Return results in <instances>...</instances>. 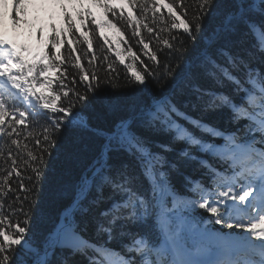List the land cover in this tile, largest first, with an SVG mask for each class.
Listing matches in <instances>:
<instances>
[{"label": "trees", "instance_id": "1", "mask_svg": "<svg viewBox=\"0 0 264 264\" xmlns=\"http://www.w3.org/2000/svg\"><path fill=\"white\" fill-rule=\"evenodd\" d=\"M168 5L172 6V13H169ZM104 6L105 4L91 6L89 13L79 10L75 14H69L61 23L51 25V35H41V40L45 43L43 51L47 55L49 66L55 70V77L48 84L49 95L46 97L55 99L57 110H46L38 117L31 116L25 124H15L13 117L15 120L19 117L11 106L5 110L7 114L2 125L5 131L0 133V229L15 237L18 235L17 227L25 228L23 240L27 243L22 248L13 246L14 250L25 254L29 247H42L57 226L62 224V218L65 221V217H69V209L74 206L71 205V200L77 178L97 151L101 134H107L121 120L135 116L141 108L171 91L169 95L182 111H186L194 119L202 120L218 133L201 132L188 125L201 139L202 145H213V153L223 151L225 137L231 131L236 132L245 121L234 123L228 108L205 111L192 89L182 97L173 95L174 91L179 92L188 80H192L194 85L202 89L234 95L239 102L240 96L232 92V85L225 81L223 87L217 86L205 72L209 57L224 64V58L217 53L220 47H224L233 56L250 60L253 67L264 71L261 58L250 56L252 37H214L208 43L211 30L215 27V23L209 20L208 13L204 14L201 31L197 32L194 25L190 24L191 36L182 27L173 28L172 25H180L181 20L192 21L197 12V0H112L109 7ZM104 17L107 18L106 23L103 21ZM16 26L23 29V24ZM149 28L152 29L151 32L148 31ZM165 40L168 44L164 43ZM145 44L148 45L147 48L144 47ZM153 54L157 57L155 61L151 59ZM34 66L35 68L25 66L23 72L36 78L42 67ZM187 66L189 68L186 72ZM29 68L33 73L29 72ZM135 72L144 75V83L135 80ZM93 73L98 80L92 81L93 90L88 91L87 85ZM82 76L87 79L81 80ZM176 81L177 84L172 89ZM64 92H68L69 96L65 97ZM76 93L87 99L80 100ZM69 105L72 106V111L67 114L70 119L61 121L60 131L53 134L55 143L47 152H43L48 147L43 140V130L50 129L51 123L57 118L59 107ZM20 110L23 111L24 108L21 107ZM74 119H80L85 125ZM13 128L16 131L9 136L8 133ZM136 130L148 137L153 152H161L155 146L157 143H168L174 149L162 153L169 161L177 162V168L165 165L168 184L165 197L156 204V215L165 212L168 218L171 217L173 225L183 229L189 243H207L208 238L217 234H237V227H230L227 226L229 223H225V205L219 204V200L224 198L218 195L221 191H227L225 186L219 185L224 183L225 177L228 178L229 160L221 159L195 145L190 146V151L197 160L178 158L175 149L184 145L172 144L170 137L164 132H146L138 127ZM237 135L243 137L242 133ZM13 140L18 143L13 144ZM37 140L40 141L39 145ZM255 147L257 148L256 144ZM29 152L37 157L41 154L44 156L45 174L39 182L31 171L35 162L28 155ZM199 159L207 160L215 173L202 167ZM113 162H126L128 172L138 176L135 186L141 191L147 190L148 184L140 175V168L134 158L123 152L114 153ZM9 172L12 173L11 176H8ZM17 172L20 173L19 176L16 175ZM216 173L219 176H216L214 183ZM6 176L7 181L4 180ZM105 195H108L107 189ZM176 196L181 202L179 201L176 216H173L170 199ZM202 197L215 202L221 209L222 223L213 224L214 215L199 208ZM107 207L109 202H104L98 207L93 206L87 214L75 213L80 229L83 230L82 235L95 238V221L99 218V212ZM175 210L173 207V211ZM193 226L194 230L190 231L193 240H189L186 231L193 229ZM126 227L133 232L149 233L141 224H136V227L128 224ZM151 231L154 233L152 238H157L158 233ZM3 242V237L0 236V243ZM107 246L117 251L120 247L118 244ZM7 254L15 258V251ZM56 254L57 257L66 258L68 264H87L85 257L78 253L73 255L67 249L58 248Z\"/></svg>", "mask_w": 264, "mask_h": 264}, {"label": "snow or ice", "instance_id": "2", "mask_svg": "<svg viewBox=\"0 0 264 264\" xmlns=\"http://www.w3.org/2000/svg\"><path fill=\"white\" fill-rule=\"evenodd\" d=\"M104 7L107 8V5ZM167 7L169 13H172V6ZM205 13H208L209 20L215 23L208 37L210 43L213 37H252L250 56H259L264 63V0H197V12L192 21L181 20L180 25L174 23L172 26L182 27L184 32L191 36L190 24L194 25L197 32L201 31ZM13 23L16 21L13 20ZM148 31L151 32L152 29L149 28ZM164 43L168 44V41L165 40ZM144 47L147 48L148 45L145 44ZM21 50H26V46H18L15 40H6L0 33V133L5 131L2 125L8 106L20 117L18 120L13 117L15 124H25L29 117H38L46 110H57L55 99L45 97L42 91L37 94L35 86L27 85L26 80L24 84L20 83V80L24 79L22 69L25 66H33L21 56ZM217 53L224 58V64H219L209 57L205 72L217 86L223 87L225 81L232 85V92L240 96L239 102L234 95L202 89L194 85L192 80H188L179 92L174 91L173 95L182 97L186 91L192 89L196 100L203 104L205 111L228 108L234 123L245 121L236 132L225 137L223 151L213 153V145H202L201 139L188 125L201 132L218 133L202 120L194 119L186 111H182L181 107L173 102L171 95L154 100L141 108L135 116L121 120L109 129L107 134L100 135L101 142L97 151L81 170L74 186L71 205H75V208L71 218L65 217V221L57 226L42 247H29L27 254L14 250L13 246L22 248L23 244L27 243L23 240L26 229L17 227L18 235L15 237L0 229V236L4 241L0 243V264H68L66 258L57 257L58 248L67 249L73 255H82L87 264H264V150L258 151L255 147L256 142L264 143V71L253 67L250 60L231 55L224 47L218 48ZM151 59L157 60L156 55L153 54ZM209 67L211 70H208ZM13 68L20 73L19 77L12 75ZM133 75L137 82L144 83L145 77L140 72ZM84 79L87 77L82 76L81 80ZM97 80L98 77L93 73L87 85L88 91L93 90L92 81ZM63 95L68 97L69 93L64 92ZM76 95L80 100L87 99L79 93ZM21 107L24 108L23 111L20 110ZM71 111V105L58 108L57 118L51 123L50 129L43 130V140L48 145L43 152L53 146V134L60 131L61 121L70 119L67 114ZM60 113L64 115H59ZM137 127L146 132H164L170 137L172 144L184 145L175 149L178 158L197 160L190 151V146L195 145L221 159L231 160L233 163L230 167L239 164L241 171L234 172L231 178L225 177L224 183L219 185L228 187L227 191L218 193L219 197L224 198L219 200V204L225 205L226 210L235 208L239 211L240 204L250 209L244 215H248L252 223L245 224L237 217L240 222H237L235 227L244 229L251 236L232 238L231 234H217L208 238L207 243L198 244L189 243L183 229L174 226L171 217L167 224L161 226L156 217V204L165 197L168 184V173L164 168L165 165L172 169L177 168V162L169 161L162 153L174 149L168 143H157L155 146L161 149V152H153L148 137L138 132ZM15 131L13 128L8 135ZM237 133L244 135L241 137ZM12 143L18 142L13 140ZM39 144L40 141L37 140V145ZM121 152L136 160L140 175L148 184L146 191H141L135 186L138 176L128 172L129 166L126 162H113V154ZM28 155L35 162L31 171L39 182L45 174L44 156L41 154L37 157L31 152ZM199 164L215 173V169L207 160L199 159ZM11 175L9 172L8 176ZM16 175L19 176L20 173L17 172ZM216 176L219 174L214 175V183ZM7 179V176L4 177L5 181ZM238 179L244 183L237 191L234 189ZM229 199L232 201L230 205L226 204ZM237 201L240 204H237ZM104 202H109V207L98 214L99 218L95 221V238L82 235L83 230L80 229L75 213L87 214L93 206L98 207ZM198 206L216 216V223L223 222L221 209L215 202L202 198ZM150 220L153 221L152 226L159 230L155 239L148 232H133L126 227L128 224L148 227ZM191 230H194V226ZM124 237L128 238L127 243L124 242ZM251 237H256L261 242L257 244ZM113 240L119 241L123 252L107 246ZM9 251H15V258L7 254Z\"/></svg>", "mask_w": 264, "mask_h": 264}, {"label": "rangeland", "instance_id": "3", "mask_svg": "<svg viewBox=\"0 0 264 264\" xmlns=\"http://www.w3.org/2000/svg\"><path fill=\"white\" fill-rule=\"evenodd\" d=\"M10 1H11V5L8 6L10 4L9 0H0V33L3 34L6 32V26L4 25L5 24L7 25L9 23L12 24L11 38L13 39L18 37L16 34L13 33L16 30L11 17L13 12V17L19 16L21 22L23 23V27L25 28V32L20 34V36H24L25 39L24 46H27L32 41L42 46L43 42L40 40V33H45V34L50 33L48 27H46L45 24L48 25L49 22L54 20V17L52 16V11L48 7V5L51 4L49 0H22V2L21 1L19 2V7H16V5H14L16 0H10ZM52 1L68 7H74L80 4L81 7L85 9L88 6L86 0H52ZM100 2L107 5V7H109V4L112 3V0H100ZM16 10H18L19 12H16ZM35 47L36 45L34 47L32 46L30 51L27 50L26 48V50H22V52L33 63L36 62L37 60H40L42 65L45 66L44 69H41L39 71L37 78H40L41 81L36 85L35 90H37L38 92L42 91L46 97L49 95L48 84L50 83V80H52L55 77V70L49 67L48 64L49 60L42 52H37L32 56V51L34 50ZM13 63H15V61ZM17 74L18 72L16 71L15 68H13L12 75L18 77ZM23 77L24 79L20 80L21 84H24L26 80L27 85H32L33 81L28 80L25 75ZM9 87H11L10 84ZM78 120L81 121L80 119ZM239 188L240 187H238L235 190L238 191ZM160 220L162 221L163 226L168 223V219L165 216H162ZM214 224L218 225V223H214ZM229 225H232V223L230 222ZM237 230L240 231V228H238ZM241 230L244 231V229ZM243 233L245 235L248 234L249 236H251L250 233H246V232ZM189 236L190 239H192V236L190 234ZM251 238L257 244L261 242L256 237H251Z\"/></svg>", "mask_w": 264, "mask_h": 264}, {"label": "water", "instance_id": "4", "mask_svg": "<svg viewBox=\"0 0 264 264\" xmlns=\"http://www.w3.org/2000/svg\"><path fill=\"white\" fill-rule=\"evenodd\" d=\"M214 38V37H213ZM210 43V42H208ZM77 122H79L78 120H76ZM75 208V206L71 207L70 210H73ZM64 222V221H63Z\"/></svg>", "mask_w": 264, "mask_h": 264}]
</instances>
